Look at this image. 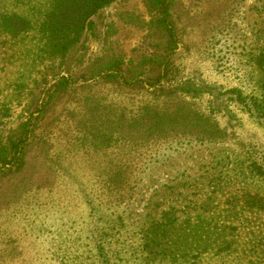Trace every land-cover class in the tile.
Returning a JSON list of instances; mask_svg holds the SVG:
<instances>
[{
  "label": "rangeland",
  "instance_id": "374dc122",
  "mask_svg": "<svg viewBox=\"0 0 264 264\" xmlns=\"http://www.w3.org/2000/svg\"><path fill=\"white\" fill-rule=\"evenodd\" d=\"M168 1L172 51L145 0L100 9L93 29L64 55L0 37L1 139L17 133L26 110L45 106L19 168L0 172V264H99L93 247L103 228L111 264H139L133 231L163 208L198 221L209 214L205 204H234L242 192L264 195V123L234 93L264 91V0ZM118 54L123 75L133 78L101 82L100 66ZM62 75L76 81L48 101ZM183 134L214 140L188 143L178 140ZM251 160L263 173L243 184L234 172L248 171ZM128 171L142 174L143 187L130 204L108 203L102 180ZM85 196L104 203L90 212ZM107 214H124L125 225L110 229ZM258 216L236 225L250 249L244 261L264 264ZM219 236L209 248L203 237L197 264L217 259Z\"/></svg>",
  "mask_w": 264,
  "mask_h": 264
},
{
  "label": "trees",
  "instance_id": "16d2710c",
  "mask_svg": "<svg viewBox=\"0 0 264 264\" xmlns=\"http://www.w3.org/2000/svg\"><path fill=\"white\" fill-rule=\"evenodd\" d=\"M114 1L0 0V37L9 40L11 44L17 41L39 42L41 52L45 55L49 56L59 51L64 55L71 46L78 42L84 32L93 29V16L100 9ZM145 2L151 10L157 13L154 22L168 34V44H170V51H172L176 46V42L174 26L170 19L169 1L145 0ZM118 56L120 55L111 57L113 59L100 66V70L97 71L96 75L102 79L101 82H129L127 77L133 78L132 75H126V77L123 75L124 69H127V67H124L123 61L115 58ZM145 59L151 62L155 61L151 57ZM81 78L86 80L83 76ZM75 81L76 78L62 75L55 82L53 90L49 92L48 101ZM260 85L264 86V79L260 80ZM234 93L236 95L235 100L242 105V108L252 114L251 116L257 117L259 122L264 123V91L263 93L252 91L247 94L235 89ZM36 105L35 103L34 106ZM44 107L42 105L35 107L34 110L31 109V111L26 110L28 116L18 124L16 128L19 129L15 135L11 134L3 139L0 136V172H9L19 168L23 160V148L28 140L31 128L39 118V111ZM35 112L38 114L34 116ZM180 139L195 144L214 140L196 134H183L178 138V140ZM247 169L248 171H245L240 168L234 172L238 181L243 184L246 181L252 182L257 178L259 179L263 173L260 172L261 165L256 160H251ZM141 176L140 173L128 171L121 175V179L119 177V180H116L115 175L108 174L102 180L101 186H104V189L101 188L102 194L100 196L107 193V202L114 206L120 205L122 202L130 204L135 194L143 187L144 179ZM243 196H246V198L244 199ZM241 197L242 200L237 203H229L219 207L205 204L203 209L209 214H206L204 219L199 218L198 221L192 220V217L189 219L178 217L173 206L163 208L160 216L133 231L138 240L135 251L139 264H197L200 257L198 252L200 251L196 249L200 246L203 237L207 236L209 248L212 245L211 236L214 235L218 239L219 234H221L219 243L224 244V246L217 250V254L215 253L217 259L204 261V264H255L254 260L244 261L250 249H246L245 243H241L243 236L237 233L238 225L236 224L252 222L258 215L264 216V195L242 192ZM85 202L90 212H94L98 205L101 206V203H104L101 198L94 204L86 196ZM105 216L110 229H121L125 225L124 214L113 216L107 214ZM257 237L264 243V230ZM95 241L93 255L97 256L99 264H111L109 255L113 253L107 252L111 247V242H109L108 234L104 228L98 230V239ZM248 241L252 242V240ZM238 247L244 248L238 250ZM262 259L264 260V255ZM262 259L259 261H262Z\"/></svg>",
  "mask_w": 264,
  "mask_h": 264
}]
</instances>
